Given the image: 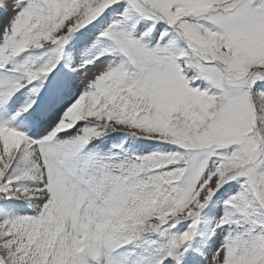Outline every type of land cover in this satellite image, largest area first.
Instances as JSON below:
<instances>
[{"label":"snow or ice","instance_id":"6c2138e0","mask_svg":"<svg viewBox=\"0 0 264 264\" xmlns=\"http://www.w3.org/2000/svg\"><path fill=\"white\" fill-rule=\"evenodd\" d=\"M0 264H264V0H0Z\"/></svg>","mask_w":264,"mask_h":264}]
</instances>
